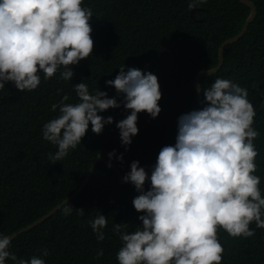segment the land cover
I'll list each match as a JSON object with an SVG mask.
<instances>
[{"label":"trees","instance_id":"16d2710c","mask_svg":"<svg viewBox=\"0 0 264 264\" xmlns=\"http://www.w3.org/2000/svg\"><path fill=\"white\" fill-rule=\"evenodd\" d=\"M257 8V17L237 43L225 48L224 65L215 75L202 78V90L216 78L232 80L248 92V100L256 115L253 128L258 136L253 143L257 150L255 174L264 195V0H250ZM190 0H83L93 16L89 19L93 49L90 57L69 65L73 77H53L34 90L19 91L9 82L0 89V233L13 234L50 212L72 196L79 188L94 162L112 161L121 174L127 173L132 161H138L148 172L155 164L161 147L173 144L176 121L180 114L202 108L194 88L196 75L218 64L220 45L237 35L251 10L238 0H204L192 9ZM124 70L136 68L150 72L158 79L161 99L156 118L138 113V132L127 151L121 145L116 122L128 114L123 108L102 113L111 116L99 134L89 125L81 144L70 149L60 161L50 159L56 146L42 137L44 123L58 115L61 97L75 103L73 85L83 82L89 92L103 91L109 98L122 99L105 81ZM59 90V92L57 91ZM204 99V97H203ZM56 103L57 110L51 105ZM122 154V161L116 156ZM150 187L146 180L145 191ZM138 192L132 184L123 183L118 174L100 163L80 195L43 224L10 242L9 251L17 259L37 256L45 264H118L116 253L121 247L113 223H128L132 231L141 222L132 200ZM75 209H83V215ZM100 213L107 219L105 238L97 241L89 221ZM249 228L252 237H230L218 230L224 252L221 264H264V228L255 222ZM47 249L49 255L41 256ZM103 254L97 258V250ZM6 264H13L6 259Z\"/></svg>","mask_w":264,"mask_h":264},{"label":"clouds","instance_id":"9594fccd","mask_svg":"<svg viewBox=\"0 0 264 264\" xmlns=\"http://www.w3.org/2000/svg\"><path fill=\"white\" fill-rule=\"evenodd\" d=\"M204 0H190L188 8ZM83 0H0V89L11 82L19 91L34 90L53 77L58 69L61 79L69 81V65L90 57L93 49L89 7ZM112 80L105 81L122 97L118 103L103 91L89 92L83 83L74 84L75 103L51 105L58 115L42 125L45 141L56 146L50 159L60 161L70 149L81 144L91 131L101 133L112 124L111 116L102 113L121 104L128 111L116 122L121 145L127 151L138 132V113L156 118L161 99L157 77L124 65ZM203 107L178 116L175 142L159 150L150 175L138 161H132L123 182H130L138 195L132 205L141 222L127 231L128 223H113L121 247L116 253L118 264H221L224 249L218 230L230 237L254 235L249 228L255 222L264 228V195L255 174L258 153L253 143L258 132L253 128L256 115L245 88L232 80L216 78L203 90ZM59 92V90H57ZM115 150L109 152L106 167H111ZM122 154L116 156L122 161ZM150 187L145 191V181ZM63 212L70 214L71 205L64 203ZM83 215V209H75ZM107 219L99 212L89 221L97 241L105 238ZM11 234L0 233V264L6 259L13 264H45L32 256L17 259L9 251ZM103 254L97 250V258ZM49 255L47 249L41 256Z\"/></svg>","mask_w":264,"mask_h":264},{"label":"water","instance_id":"95a60500","mask_svg":"<svg viewBox=\"0 0 264 264\" xmlns=\"http://www.w3.org/2000/svg\"><path fill=\"white\" fill-rule=\"evenodd\" d=\"M240 1L242 4H244L245 6H247L251 12L250 15L247 17L241 31L227 39L225 42H223L220 45L219 48V58H218V64L216 67H214L213 69H209V70H203L200 71L194 80V88L196 90V94H197V102L198 104L203 107L202 101H203V94L202 92L199 90L198 85L201 87L200 81L202 78H206L212 75H215L217 72L220 71V69L222 68V66L224 65V59H225V48L227 46H230L232 44L237 43L239 40H241L243 38V36L247 33L248 31V27L251 23L254 22V20L257 17V8L256 5L250 1V0H238ZM195 8L192 10V15L195 12ZM202 89V88H201ZM100 163H104L107 164L108 160L105 158H99L97 159L94 164L92 165L90 171L88 172L87 176L85 177V179L83 180V182L81 183V185L79 186V188L76 190V192L69 198H67L66 200H64L61 204L57 205L55 208H53L50 212H48L47 214H45L44 216H42L41 218H39L38 220H36L34 223L26 226L25 228L21 229L20 231L13 233L11 235V241H13L15 238H17L19 235L31 231L34 228L38 227L39 225L43 224L45 221H47L48 219H50L52 216H54L57 212H59L65 205V204H69L72 200H74L75 198H77L80 193L83 191V189L86 187V185L88 184L89 180L91 179L92 175L95 172L96 166ZM111 168L118 174L119 179L123 182L122 178H123V174H121L120 170L117 168V166L111 162ZM148 175H150V170L147 172ZM147 180V179H146ZM123 183H127V184H131L130 182H123Z\"/></svg>","mask_w":264,"mask_h":264},{"label":"rangeland","instance_id":"374dc122","mask_svg":"<svg viewBox=\"0 0 264 264\" xmlns=\"http://www.w3.org/2000/svg\"><path fill=\"white\" fill-rule=\"evenodd\" d=\"M71 197V196H70Z\"/></svg>","mask_w":264,"mask_h":264}]
</instances>
